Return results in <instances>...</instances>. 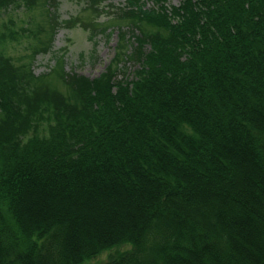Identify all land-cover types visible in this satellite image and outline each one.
Here are the masks:
<instances>
[{
	"label": "trees",
	"instance_id": "trees-1",
	"mask_svg": "<svg viewBox=\"0 0 264 264\" xmlns=\"http://www.w3.org/2000/svg\"><path fill=\"white\" fill-rule=\"evenodd\" d=\"M115 23L96 77L0 54V264H264V0Z\"/></svg>",
	"mask_w": 264,
	"mask_h": 264
},
{
	"label": "rangeland",
	"instance_id": "rangeland-1",
	"mask_svg": "<svg viewBox=\"0 0 264 264\" xmlns=\"http://www.w3.org/2000/svg\"><path fill=\"white\" fill-rule=\"evenodd\" d=\"M25 1L2 0L0 5V54L20 71L30 64L33 73L39 75L61 60L64 74L76 71L94 77L111 59L117 41L115 31L122 28L129 35L133 31L129 25L115 23L117 12L126 8L127 0H47L45 6L44 0H38L33 7ZM178 2L167 0V5ZM125 65L130 67L132 62ZM27 83L31 88V79ZM36 83L46 87L40 80ZM106 258L104 252L92 262Z\"/></svg>",
	"mask_w": 264,
	"mask_h": 264
}]
</instances>
